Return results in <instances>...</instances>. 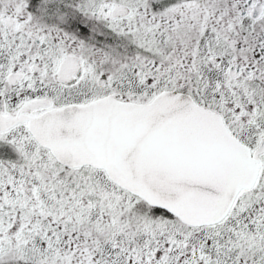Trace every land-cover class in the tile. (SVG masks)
<instances>
[{
    "label": "snow or ice",
    "instance_id": "6c2138e0",
    "mask_svg": "<svg viewBox=\"0 0 264 264\" xmlns=\"http://www.w3.org/2000/svg\"><path fill=\"white\" fill-rule=\"evenodd\" d=\"M0 264H264V0H0Z\"/></svg>",
    "mask_w": 264,
    "mask_h": 264
}]
</instances>
